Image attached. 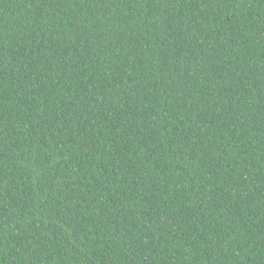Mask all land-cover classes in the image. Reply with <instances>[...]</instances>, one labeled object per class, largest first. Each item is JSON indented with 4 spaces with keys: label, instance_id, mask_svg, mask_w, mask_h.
Segmentation results:
<instances>
[{
    "label": "trees",
    "instance_id": "trees-1",
    "mask_svg": "<svg viewBox=\"0 0 264 264\" xmlns=\"http://www.w3.org/2000/svg\"><path fill=\"white\" fill-rule=\"evenodd\" d=\"M0 264H264V0H0Z\"/></svg>",
    "mask_w": 264,
    "mask_h": 264
}]
</instances>
